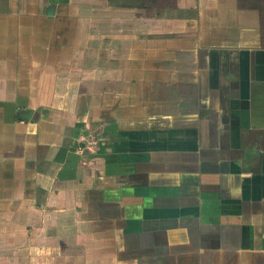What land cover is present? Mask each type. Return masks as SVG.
I'll return each instance as SVG.
<instances>
[{
	"label": "crops",
	"instance_id": "0c3cea01",
	"mask_svg": "<svg viewBox=\"0 0 264 264\" xmlns=\"http://www.w3.org/2000/svg\"><path fill=\"white\" fill-rule=\"evenodd\" d=\"M0 264H264V0H0Z\"/></svg>",
	"mask_w": 264,
	"mask_h": 264
},
{
	"label": "trees",
	"instance_id": "16d2710c",
	"mask_svg": "<svg viewBox=\"0 0 264 264\" xmlns=\"http://www.w3.org/2000/svg\"><path fill=\"white\" fill-rule=\"evenodd\" d=\"M19 118V117H18Z\"/></svg>",
	"mask_w": 264,
	"mask_h": 264
}]
</instances>
